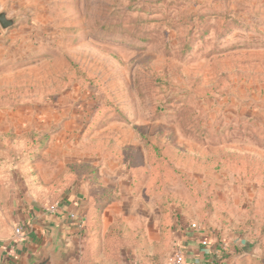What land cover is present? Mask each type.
I'll list each match as a JSON object with an SVG mask.
<instances>
[{"label": "rangeland", "instance_id": "rangeland-1", "mask_svg": "<svg viewBox=\"0 0 264 264\" xmlns=\"http://www.w3.org/2000/svg\"><path fill=\"white\" fill-rule=\"evenodd\" d=\"M2 10L16 19L0 26L10 135L63 142L37 164L46 182L59 165L87 163L127 193L107 207L83 264H130L165 211L226 239L235 264H264V0H0ZM119 228L125 246L113 256Z\"/></svg>", "mask_w": 264, "mask_h": 264}, {"label": "crops", "instance_id": "crops-1", "mask_svg": "<svg viewBox=\"0 0 264 264\" xmlns=\"http://www.w3.org/2000/svg\"><path fill=\"white\" fill-rule=\"evenodd\" d=\"M1 109L0 137L14 136L21 139L28 136L10 135L12 133L11 121L14 120V117L11 112L7 114L6 108L2 107ZM54 144L64 145L63 142H53V139L47 140L45 146L30 157L23 155L20 150L2 152L6 158L7 168L5 169L4 185L0 187V264H28V257L31 254L40 253L50 241L51 232L44 227V224L48 222L64 224L66 238L73 248V253L67 260V264H83L87 258L90 260L95 258L93 254L94 245L91 244L92 239L87 238V229L84 233L80 232L79 229L70 224L68 214L75 212L86 215L92 191L96 188L103 190L104 194L111 196V199L104 202L99 214L98 230L101 234L107 207H113L119 203L120 198H126L127 193L122 184L118 190L111 189L106 185L110 191H104L105 183L101 180L98 169L86 163V165L97 170V182L84 180L74 183L64 192L62 199L57 200V212L55 214L49 213L45 201L53 196L51 192L53 182L65 175L70 166L82 165L77 163H70L65 167L59 165L50 171L52 178L50 182H46V177H42L44 171L38 168L37 164L47 163L49 158L45 154L50 152ZM57 157L62 159L59 154ZM64 162L66 164V161ZM60 164L63 162L60 161ZM114 181L119 182L117 179ZM169 216L172 223L169 235L166 236L163 231L164 212L162 221L155 222L154 220L148 224L140 243L132 251H129L132 257L130 264H165L175 243L185 246L187 257L190 260L201 262L211 258L210 249H216L217 243L208 245L205 241L212 243V241L217 240V237L213 238V235L208 232L190 230L189 223L194 221L192 219L184 220L181 218V220L174 222L170 213ZM17 225H24L26 228L25 234L20 238L15 236ZM157 231L162 242L165 239L168 244L165 246L167 247L165 250H155L156 247L152 244L154 238L152 235ZM236 256V253L229 252L225 258V264H235Z\"/></svg>", "mask_w": 264, "mask_h": 264}, {"label": "trees", "instance_id": "trees-1", "mask_svg": "<svg viewBox=\"0 0 264 264\" xmlns=\"http://www.w3.org/2000/svg\"><path fill=\"white\" fill-rule=\"evenodd\" d=\"M75 68L77 66H74ZM76 69H80L79 66ZM85 80H81L83 84L92 83L96 84L97 80H93L90 76H86ZM90 79V80H87ZM105 102V101H104ZM104 106V105H103ZM102 106V107H103ZM101 106L98 108L97 112H95V116H98L99 111L102 108ZM96 117L93 118L92 122H90L86 127V133L89 134L94 128L95 124L93 121L96 120ZM49 135H37V134H30L24 138L17 139L14 136L8 137H0V187L4 185V179L6 175L5 169L6 166V158L2 154L3 151L10 150H20V152L27 156H33L34 153L38 152L42 149L47 140ZM148 139L145 141L147 148L151 153H154L155 158L154 162L163 161L164 158L161 156V151L156 141L151 140V138L147 137ZM131 163V162H130ZM131 165V164H130ZM97 170L86 164L82 165H72L68 168L65 175L61 176L59 179L53 182L51 186L52 198L60 199L64 192L71 187L74 183L88 180L90 182L96 183L97 182ZM111 199L110 195L104 194L103 190L96 188L92 191L89 200L88 211L85 215L86 219V229H87V238L92 239L91 244L94 247H97L98 238H97V231L98 228L96 227V223L99 219V214L102 209V206L106 200ZM55 201V200H54ZM172 228L171 219L169 216V211H165V217L163 219V231L164 234L167 236L170 233ZM123 231L121 228L114 229L111 233L110 240L108 241V254L115 255L114 253H118L122 248L125 246V240L123 239Z\"/></svg>", "mask_w": 264, "mask_h": 264}, {"label": "built area", "instance_id": "built-area-1", "mask_svg": "<svg viewBox=\"0 0 264 264\" xmlns=\"http://www.w3.org/2000/svg\"><path fill=\"white\" fill-rule=\"evenodd\" d=\"M58 205L50 206L47 211L51 214H55L57 212ZM68 220L70 224L74 225L80 232L84 233L86 230V219L84 214H77L75 212H71L68 214ZM206 226L200 224L199 222L193 221L189 223L190 230H196L199 232H208L205 228ZM25 226L17 225L15 227V236L16 238H20L25 234ZM205 241V240H204ZM217 241V240H216ZM208 245H212L208 241H205ZM216 249H210V253L212 254L211 258L203 261L190 260L187 257V251L185 246L180 243H175L173 246V250L165 264H225L226 257L229 253V242L226 239L220 238L217 242H215Z\"/></svg>", "mask_w": 264, "mask_h": 264}, {"label": "water", "instance_id": "water-1", "mask_svg": "<svg viewBox=\"0 0 264 264\" xmlns=\"http://www.w3.org/2000/svg\"><path fill=\"white\" fill-rule=\"evenodd\" d=\"M15 18L8 15L7 10L0 11V26L7 30L15 23ZM50 232V241L40 253L31 254L28 257V264H67V260L73 253L70 241L66 238L63 223L48 222L44 224Z\"/></svg>", "mask_w": 264, "mask_h": 264}]
</instances>
